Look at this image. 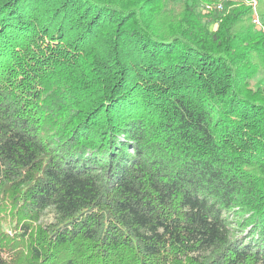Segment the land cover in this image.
<instances>
[{"label":"trees","instance_id":"obj_1","mask_svg":"<svg viewBox=\"0 0 264 264\" xmlns=\"http://www.w3.org/2000/svg\"><path fill=\"white\" fill-rule=\"evenodd\" d=\"M213 1L0 0V264H264V31Z\"/></svg>","mask_w":264,"mask_h":264},{"label":"built area","instance_id":"obj_2","mask_svg":"<svg viewBox=\"0 0 264 264\" xmlns=\"http://www.w3.org/2000/svg\"><path fill=\"white\" fill-rule=\"evenodd\" d=\"M223 1L224 0H218V1L214 0L213 2L206 3L204 11L209 12L215 8L222 10L223 9ZM234 1L241 2V3H247L250 6H252V8H253V18H252L253 24L255 25L256 28L262 29L264 31V25L261 21L260 14H259L258 8H257V6H258L257 0H234Z\"/></svg>","mask_w":264,"mask_h":264},{"label":"rangeland","instance_id":"obj_3","mask_svg":"<svg viewBox=\"0 0 264 264\" xmlns=\"http://www.w3.org/2000/svg\"><path fill=\"white\" fill-rule=\"evenodd\" d=\"M257 8H258V6H257ZM258 12H259V8H258ZM252 82L254 85H260V86L264 87V71L260 72ZM52 220H53L52 212H48L43 218L44 222H51Z\"/></svg>","mask_w":264,"mask_h":264}]
</instances>
